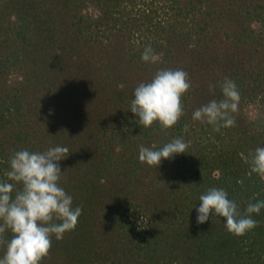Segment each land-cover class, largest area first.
<instances>
[{"label": "trees", "instance_id": "trees-1", "mask_svg": "<svg viewBox=\"0 0 264 264\" xmlns=\"http://www.w3.org/2000/svg\"><path fill=\"white\" fill-rule=\"evenodd\" d=\"M148 45L155 64L141 59ZM162 69L191 83L166 132L130 110L135 88ZM225 78L240 100L235 125L215 131L192 114L222 98ZM177 137L187 153L139 161L141 145ZM55 146L69 149L60 186L82 214L40 264H264V209L243 236L222 217L197 223L211 187L241 210L264 200L244 162L264 147V0H0V180L16 151Z\"/></svg>", "mask_w": 264, "mask_h": 264}, {"label": "clouds", "instance_id": "clouds-1", "mask_svg": "<svg viewBox=\"0 0 264 264\" xmlns=\"http://www.w3.org/2000/svg\"><path fill=\"white\" fill-rule=\"evenodd\" d=\"M141 59L146 63H157L158 55L151 45L145 47ZM214 91L213 86H209ZM191 88L188 74L182 70L162 69L151 81L140 83L134 90L130 110L142 128L158 122L163 131L172 128L183 115L182 97ZM222 98L213 99L197 108L192 119L213 126L235 125L233 113L238 110L239 90L235 82L225 78L220 84ZM184 131H188L185 125ZM188 144L180 137L174 138L159 149L139 147V161L149 166H159L165 159L187 153ZM67 147H49L43 152L27 149L16 151L9 158L10 170L6 179L0 180V245L5 252L0 264H40L52 246V237L61 240L74 230L82 214L81 207H73V198L63 187L60 179L64 172L60 161L68 157ZM249 165V176L258 175L264 182V147L244 157ZM197 223H206L210 216L222 217L226 230L243 236L254 229L258 222L253 214L264 209V200L249 202L241 210L235 200L229 199L223 188L211 187L199 197ZM10 231V240L4 234Z\"/></svg>", "mask_w": 264, "mask_h": 264}, {"label": "rangeland", "instance_id": "rangeland-1", "mask_svg": "<svg viewBox=\"0 0 264 264\" xmlns=\"http://www.w3.org/2000/svg\"><path fill=\"white\" fill-rule=\"evenodd\" d=\"M257 110H258V109H256V107H250V108H249V115H250L251 117H255V116L257 115Z\"/></svg>", "mask_w": 264, "mask_h": 264}]
</instances>
